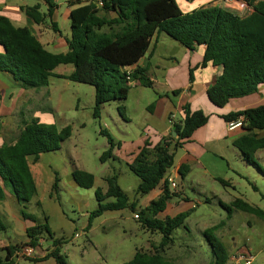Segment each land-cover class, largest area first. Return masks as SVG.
<instances>
[{
  "label": "trees",
  "instance_id": "obj_1",
  "mask_svg": "<svg viewBox=\"0 0 264 264\" xmlns=\"http://www.w3.org/2000/svg\"><path fill=\"white\" fill-rule=\"evenodd\" d=\"M101 1L102 7L91 0L72 2L77 7L70 14L71 37L67 40L66 53L49 52L28 28L17 27L0 14V47L3 49L0 52V73L11 74L17 85L26 90L49 85L51 77L90 85L95 89L93 115L99 118L104 104L126 101L134 85L152 87L145 69L130 71L129 68L146 55L153 37L162 32L189 50L204 46V58L199 68H206L208 64L222 67V74L207 91L213 105L224 108L231 100L254 94L264 86V0H243L252 9L246 16L221 6L200 7L184 13L176 0ZM54 8L50 5L47 13H42L39 5L22 7V10L36 24L42 25L51 20ZM53 27L57 30L55 25ZM62 65L73 66L72 74L56 75L54 71ZM192 73L191 70V80ZM241 117L244 118L241 128L247 134L235 139L233 145L248 163L258 167L253 155L264 149V137H259L255 131L264 130V103L222 116L227 122ZM209 119L210 115L202 110L192 111L185 107V117L173 124L175 135L172 132L156 145L146 141L129 164L130 170L141 180L138 194L160 191L158 199L138 215L142 227L160 232L162 240L153 252L137 250L124 264H174L165 255L166 247L174 243L173 233L185 224L190 212L159 218L177 195L171 190L167 176L174 165L175 150L189 141ZM71 133L69 126L59 131L55 125L43 124L37 119L26 121L16 143L5 142L0 147V202L6 199L5 191H9L20 204H29L37 195V186L28 159L59 151ZM106 135L111 148L103 160L112 156L114 147L113 139ZM181 173L184 178L185 171ZM72 175L81 188L91 189L95 185V176L91 173L75 169ZM219 181L226 183L222 179ZM107 184L106 193L96 190L98 208L90 214L88 227L92 219L105 212L127 208L135 211L136 204L130 202L119 186L117 176L107 178ZM107 199L114 201L104 204ZM220 204L230 212L240 210L264 218L263 210L242 199ZM21 215L35 224L27 229L30 246L37 248L44 235L52 239V249L42 260L54 259L57 264H67L61 253L64 241L54 239L48 218L40 223L24 210ZM5 229L0 219V232ZM217 229L218 226H214L204 232L214 256V262L210 264H234L226 245L215 234ZM17 248H7L6 256H0V264H15Z\"/></svg>",
  "mask_w": 264,
  "mask_h": 264
},
{
  "label": "rangeland",
  "instance_id": "obj_2",
  "mask_svg": "<svg viewBox=\"0 0 264 264\" xmlns=\"http://www.w3.org/2000/svg\"><path fill=\"white\" fill-rule=\"evenodd\" d=\"M176 1L186 11V1ZM246 13L245 10L243 14ZM63 33L70 35L71 27L66 25ZM175 44L181 46L177 41ZM162 50L171 49L163 46ZM72 69L71 65H62L55 71L68 76ZM155 94L154 89L134 87L126 101L104 104L100 117L95 118V89L90 85L51 77L49 85L35 89L30 108L33 111L26 115L28 121L37 119L40 123L55 125L59 131L69 126L72 133L59 151L29 158L37 195L29 204L22 205V210L33 214L40 223L48 218L54 239L64 241L61 253L67 264H124L137 250L153 252L159 247L161 233L142 227L135 218L146 205L158 199L159 196L149 200L157 195L158 190L147 195L138 194L141 180L129 168L134 160L130 154L142 144L141 137L149 135L152 144L159 139L157 135L163 129L156 126V120H153L155 123L149 122L150 128L146 125L150 115L148 105ZM234 102L254 107L264 103V94L254 93L233 100L228 106ZM102 130L105 133H101ZM255 132L264 137V130ZM106 133L113 139L114 147L112 156L103 160L111 148ZM231 138L223 137L219 144H210L198 166L194 165L195 173L177 181L183 200L179 203L170 201L166 211L159 215L164 219L190 212L185 224L173 233L174 243L166 247V255L176 264L213 263L212 249L204 232L214 226H218L215 234L226 245L231 257L244 250L254 257V264H264V218L240 210L230 212L220 204L222 201L230 204L234 199L242 198L264 211V149L253 155L258 164L256 167L233 147ZM75 169L93 174L94 187L84 189L78 186L72 175ZM114 175L130 202L136 204L135 211L127 208L105 212L92 219L88 227L90 214L98 208L96 190L106 193L107 178ZM211 177H219L228 184L223 185ZM113 201L107 199L103 203ZM5 234L14 237L10 229L2 231V236ZM39 252L36 251L33 258H20L19 264H57L54 259L33 261Z\"/></svg>",
  "mask_w": 264,
  "mask_h": 264
},
{
  "label": "crops",
  "instance_id": "obj_3",
  "mask_svg": "<svg viewBox=\"0 0 264 264\" xmlns=\"http://www.w3.org/2000/svg\"><path fill=\"white\" fill-rule=\"evenodd\" d=\"M185 1L187 9L186 11L182 10L184 13L191 12L200 7H222L221 0ZM48 2L46 0H0V14L8 17L15 26L28 28L49 52L55 54L66 53L68 51L67 40L70 39L71 33L70 35H64L63 30H65L66 25L71 27L70 14L77 6L72 5L73 1L71 0H48ZM35 5L40 6L42 13H47L50 9V5L55 6L51 20H48L46 24H36L32 19L27 17L22 10V7H31ZM245 10L247 13L243 14ZM251 12L252 9L243 1V3L240 4V11L237 13L241 16H246ZM53 24L56 26L57 30L54 29ZM175 43L176 41L174 42L167 34L162 32L157 33L153 37L146 55L136 65L130 67L129 70L133 71L137 68L145 69L147 77L153 84L150 88L154 89L156 93L154 100L148 105L150 115L149 118H147L148 122L146 125L147 128H150L149 126H151V124L149 122L155 123L153 120H156V122H158L155 123L156 126H161L163 129L158 133L157 136L160 137L154 142L155 144L152 143L153 145H156V143L158 144L161 139L167 138L173 132L174 125L170 123L169 118L172 114H175V123L180 122L185 117V107H188L192 111L202 110L205 114L210 115L208 123L204 127L198 129L189 141L175 150L174 165L168 174L174 176L179 182V180L184 179L187 175L195 173L194 165L197 164L198 166L203 154L209 151L207 148H209L210 144H219L223 137H232L230 142L233 145L235 139L247 134V131L242 128L230 130L229 122L225 121L222 116L232 111L253 107V105H240V103L238 104L236 102L228 106L230 102L224 108H218L213 105L207 97V91L222 74V67H215L212 64H208L206 68H199L204 58L205 47L197 46L194 50H189L183 45L180 44L181 46H177ZM163 46L170 47L171 50L163 51ZM2 51L3 49L0 47V52ZM73 70L74 68L71 70L70 75ZM191 70L193 71V80H191ZM54 73L59 76H66L62 73H56V71H54ZM134 87L147 88L140 85H134L133 88ZM34 92L35 89L26 90L18 86L11 74L0 73V147H2L5 142L12 144L16 143L18 136L24 129L25 122H28L26 115H30L33 111L30 110V108L32 107L31 101L32 98H34ZM256 93L264 94V86H261ZM180 117L181 119H178ZM141 138L142 144L140 143L137 150H134V152L130 154L133 155V159L145 145L146 141L151 140L149 135L142 136ZM214 157L216 158L217 155L214 154ZM181 171H185L186 173L184 178ZM205 172L208 173L207 169H205ZM211 178L213 180H221L219 177ZM227 184L226 182L223 185ZM199 185L201 186V184ZM173 192L177 195L173 197L171 201L179 203L183 200L182 197L184 196L182 195L183 193L180 190V186ZM5 194L6 199L0 202V219L5 222V232L10 229L15 238L9 237L7 234L2 236V232H0V256L2 257L6 256L7 248L9 247L29 245L27 229L35 225L32 221L22 217V204H20L9 191H5ZM159 195L160 191L158 190L157 195L149 200L152 201V199L157 198ZM187 200L189 201L188 198ZM244 201L257 207V205L247 200ZM145 207H147V205ZM24 237H26L25 240L23 239ZM51 240L52 239H47V235L43 236L39 246L34 248L35 252H40L37 255L38 258L33 261H46L42 259L49 252V248L52 245ZM166 257L176 264L173 259L167 255ZM15 258V264H19L18 260H20V258Z\"/></svg>",
  "mask_w": 264,
  "mask_h": 264
},
{
  "label": "built area",
  "instance_id": "obj_4",
  "mask_svg": "<svg viewBox=\"0 0 264 264\" xmlns=\"http://www.w3.org/2000/svg\"><path fill=\"white\" fill-rule=\"evenodd\" d=\"M73 2H78L79 0H71ZM86 2L87 0H83ZM92 2H95L98 7L103 6V2L101 0H91ZM243 3V0H222V7L230 9L232 11L238 12L240 11V4ZM133 84V83H132ZM176 119V115L172 114L169 118L170 123L174 124ZM244 121V118L241 117L237 121L229 122V129L235 130L237 128L242 127V123ZM167 180L169 182L171 190L176 191L178 189L177 180L174 176L169 175L167 176ZM136 219H139V215H135ZM79 234H76V237H78ZM35 254V249L30 245H22L18 246L15 257L17 258H25V257H33ZM231 262L234 264H253L254 263V257L250 255L246 251H238L231 257Z\"/></svg>",
  "mask_w": 264,
  "mask_h": 264
},
{
  "label": "water",
  "instance_id": "obj_5",
  "mask_svg": "<svg viewBox=\"0 0 264 264\" xmlns=\"http://www.w3.org/2000/svg\"><path fill=\"white\" fill-rule=\"evenodd\" d=\"M173 135H175V132L173 131Z\"/></svg>",
  "mask_w": 264,
  "mask_h": 264
}]
</instances>
